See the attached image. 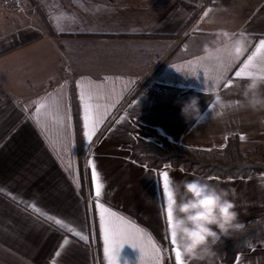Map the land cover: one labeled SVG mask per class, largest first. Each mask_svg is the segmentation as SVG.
Wrapping results in <instances>:
<instances>
[{"label": "crops", "instance_id": "crops-1", "mask_svg": "<svg viewBox=\"0 0 264 264\" xmlns=\"http://www.w3.org/2000/svg\"><path fill=\"white\" fill-rule=\"evenodd\" d=\"M43 10L51 29H0V51L38 36L0 55V264H109L100 203L145 234V251L121 245L117 264H153L147 237L162 264H176L159 173L171 181L199 175L142 165L129 146L154 138L148 126L201 148L237 134L243 148L264 153V111L215 104L217 95L242 99L235 85L247 80L235 73L264 40V0H47ZM225 32L243 34L246 50L219 68L204 60V46ZM254 63L264 64V50ZM82 94L90 97L87 128ZM193 97L198 119L182 113ZM207 178L236 189L242 224L264 213V173ZM224 264H264V247Z\"/></svg>", "mask_w": 264, "mask_h": 264}, {"label": "clouds", "instance_id": "clouds-1", "mask_svg": "<svg viewBox=\"0 0 264 264\" xmlns=\"http://www.w3.org/2000/svg\"><path fill=\"white\" fill-rule=\"evenodd\" d=\"M221 38L205 44L204 60L224 67V57L231 56L239 60L246 50V38L243 34L222 33ZM223 77L216 80L219 85ZM247 82L235 86L240 89L239 101L225 102L217 95L215 104L225 107L249 108L264 111V72L255 71L246 78ZM182 113L195 119L200 116L198 99L193 97L187 102ZM172 212L170 232L176 234V242L183 256L189 261L204 260L213 254V247L223 238H230L235 231L242 230L236 204V189L225 188L213 183L209 178L194 176L192 179L172 181L170 186Z\"/></svg>", "mask_w": 264, "mask_h": 264}, {"label": "trees", "instance_id": "trees-1", "mask_svg": "<svg viewBox=\"0 0 264 264\" xmlns=\"http://www.w3.org/2000/svg\"><path fill=\"white\" fill-rule=\"evenodd\" d=\"M37 37L26 39L2 50L0 55ZM144 128L150 131L154 138L137 137L129 146V155L133 160L147 167L159 169L169 165L199 176L220 178L247 177L264 173V156L258 158L249 155L243 149L245 141L237 134L229 135L223 147L201 148L173 141L148 126ZM243 225L242 230L233 232L230 238H223L216 244L212 249V255L206 256L204 260L188 261L187 264L232 263L238 254L249 252L256 247H264V213Z\"/></svg>", "mask_w": 264, "mask_h": 264}, {"label": "snow or ice", "instance_id": "snow-or-ice-1", "mask_svg": "<svg viewBox=\"0 0 264 264\" xmlns=\"http://www.w3.org/2000/svg\"><path fill=\"white\" fill-rule=\"evenodd\" d=\"M264 50V40L260 41L259 46L256 48V52L250 56L247 62L244 63L243 67L240 68L239 71L235 73L237 78H247L251 76L253 71L250 69L258 68V71L264 72V64L257 66L254 61L257 56L260 55L261 51ZM218 78H214L215 82ZM231 86V81L225 87ZM81 99L84 100V121L85 127L89 126L90 121V112L91 105L88 102L89 98H85L82 94ZM89 141L92 139V133H86ZM243 139V137H241ZM90 166L92 168L91 178L93 184L95 186V197L97 199L102 197L103 185L100 183V177L98 172L96 171L95 165L90 162ZM170 167V166H166ZM160 178L162 179V189L163 195L166 200V208H165V223L166 229L168 233H170V243L175 246V262L176 264H185L183 259V255L180 251L179 246L176 242V234L174 232H170L171 228V220H172V212H171V201H172V193L170 191L171 179L168 171H162L159 173ZM100 209L101 219L104 222V240H105V251L109 256V264H117L115 254L120 251L121 245H131L134 248H139L140 252L143 253L145 251V246L141 243V240L145 238V234L142 229L136 228L134 225L128 224L123 218L118 217L114 212L110 209L106 208L103 203L96 205ZM39 211V209H36ZM50 220H54L56 225L61 227H67L69 231H73L72 228L68 227L61 219H55L53 217H48ZM80 237L81 240H86L87 237L83 236L80 232L75 233ZM166 238H169L166 236ZM68 240L64 241V244H67ZM147 248L149 251V256L153 261V264H162V257L160 255V247L156 244L155 241L151 239V237H147ZM57 256L60 255L59 252L56 253Z\"/></svg>", "mask_w": 264, "mask_h": 264}, {"label": "rangeland", "instance_id": "rangeland-1", "mask_svg": "<svg viewBox=\"0 0 264 264\" xmlns=\"http://www.w3.org/2000/svg\"><path fill=\"white\" fill-rule=\"evenodd\" d=\"M47 0H21V7L5 4L0 0V29H16L25 26L22 29H35L39 26L41 29H51L44 13V4ZM246 148V149H244ZM243 149L251 156L261 158L260 147L246 146Z\"/></svg>", "mask_w": 264, "mask_h": 264}, {"label": "built area", "instance_id": "built-area-1", "mask_svg": "<svg viewBox=\"0 0 264 264\" xmlns=\"http://www.w3.org/2000/svg\"><path fill=\"white\" fill-rule=\"evenodd\" d=\"M5 4L14 6L16 8H20L21 7V0H3ZM146 1H152V0H146ZM210 0H202V6L206 7L207 4L209 3Z\"/></svg>", "mask_w": 264, "mask_h": 264}]
</instances>
